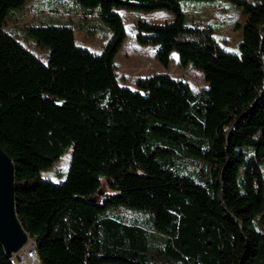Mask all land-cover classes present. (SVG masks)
I'll return each instance as SVG.
<instances>
[{
	"label": "trees",
	"instance_id": "1",
	"mask_svg": "<svg viewBox=\"0 0 264 264\" xmlns=\"http://www.w3.org/2000/svg\"><path fill=\"white\" fill-rule=\"evenodd\" d=\"M26 1L0 0V147L39 264H264V0H231L246 14L240 53L210 23L186 24L181 0H74L110 38L94 53L71 26H30L46 62L5 27ZM122 7L169 10L172 21L138 19L135 39L164 66L175 51L207 86L169 73L121 85ZM69 147L66 179L42 178ZM12 255L0 242V264Z\"/></svg>",
	"mask_w": 264,
	"mask_h": 264
},
{
	"label": "rangeland",
	"instance_id": "2",
	"mask_svg": "<svg viewBox=\"0 0 264 264\" xmlns=\"http://www.w3.org/2000/svg\"><path fill=\"white\" fill-rule=\"evenodd\" d=\"M181 6L186 11L185 23L191 25L196 21L210 23L213 26L218 42L228 51L240 53L242 40V26L246 14L242 8L231 0H181ZM126 29V38L117 52L114 62L118 81L121 85L135 88L134 78L138 75L154 73H169L173 77H182L189 82L193 91L199 93L207 86L204 75L199 69L178 63L175 51L171 54L168 66L161 64L155 57L152 45H143L135 39V23L138 19L163 23L173 20V14L164 8L151 10L132 9L122 7L119 10ZM13 20L8 17L5 27L28 49L40 54L47 61L48 49L36 45L28 27L45 24L71 26L76 43L86 47L94 53H101L107 44L111 30L109 24L97 10L82 6L74 0H27L18 9H15ZM246 158L254 154L253 146H240ZM72 148L69 147L52 166L40 172L42 178L55 182L66 179L70 164ZM264 176V161L260 162ZM105 186L103 190H105ZM146 196L159 201L165 200L163 191L158 186H134ZM168 212V211H167ZM169 216V215H167Z\"/></svg>",
	"mask_w": 264,
	"mask_h": 264
},
{
	"label": "water",
	"instance_id": "3",
	"mask_svg": "<svg viewBox=\"0 0 264 264\" xmlns=\"http://www.w3.org/2000/svg\"><path fill=\"white\" fill-rule=\"evenodd\" d=\"M13 179L12 161L0 147V242L9 256L17 252L28 238L16 216Z\"/></svg>",
	"mask_w": 264,
	"mask_h": 264
},
{
	"label": "built area",
	"instance_id": "4",
	"mask_svg": "<svg viewBox=\"0 0 264 264\" xmlns=\"http://www.w3.org/2000/svg\"><path fill=\"white\" fill-rule=\"evenodd\" d=\"M15 264H39L36 257L35 242L27 238L23 246L12 255Z\"/></svg>",
	"mask_w": 264,
	"mask_h": 264
},
{
	"label": "bare ground",
	"instance_id": "5",
	"mask_svg": "<svg viewBox=\"0 0 264 264\" xmlns=\"http://www.w3.org/2000/svg\"><path fill=\"white\" fill-rule=\"evenodd\" d=\"M14 254V253H13Z\"/></svg>",
	"mask_w": 264,
	"mask_h": 264
}]
</instances>
